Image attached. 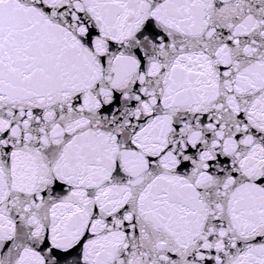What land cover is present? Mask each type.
<instances>
[{"label":"snow or ice","instance_id":"6c2138e0","mask_svg":"<svg viewBox=\"0 0 264 264\" xmlns=\"http://www.w3.org/2000/svg\"><path fill=\"white\" fill-rule=\"evenodd\" d=\"M0 264H264V0H0Z\"/></svg>","mask_w":264,"mask_h":264}]
</instances>
